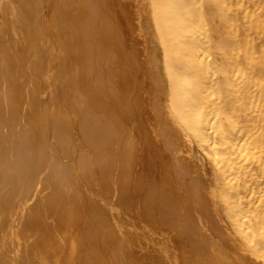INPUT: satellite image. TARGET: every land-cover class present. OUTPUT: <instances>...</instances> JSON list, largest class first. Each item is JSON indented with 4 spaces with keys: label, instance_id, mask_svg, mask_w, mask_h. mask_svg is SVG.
I'll use <instances>...</instances> for the list:
<instances>
[{
    "label": "bare ground",
    "instance_id": "obj_1",
    "mask_svg": "<svg viewBox=\"0 0 264 264\" xmlns=\"http://www.w3.org/2000/svg\"><path fill=\"white\" fill-rule=\"evenodd\" d=\"M0 264H264V0H0Z\"/></svg>",
    "mask_w": 264,
    "mask_h": 264
}]
</instances>
